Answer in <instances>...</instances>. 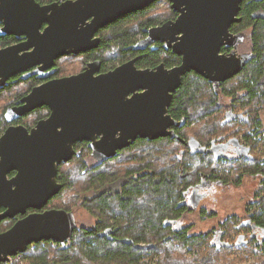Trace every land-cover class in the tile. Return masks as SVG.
I'll return each instance as SVG.
<instances>
[{
  "label": "water",
  "instance_id": "1",
  "mask_svg": "<svg viewBox=\"0 0 264 264\" xmlns=\"http://www.w3.org/2000/svg\"><path fill=\"white\" fill-rule=\"evenodd\" d=\"M157 0H64L41 5L37 0H0V36L26 35L20 45L0 48V88L6 80L32 65H53L55 58L97 47L96 32L130 12ZM244 0H170L178 14L162 25L145 29L147 37L134 49L144 50L159 40L165 49L182 57L180 66L138 69L133 58L114 70L98 75L94 68L37 86L11 108L8 120L40 107L51 109L49 117L28 129L10 127L0 138V222L42 210L62 189L59 166L76 151L77 142L89 141L92 155L102 163L118 155L138 137H179L172 125L182 126L168 112L173 93L183 76L195 71L218 85L242 70L253 56L236 49L244 33H232L240 22ZM47 24L44 30L43 25ZM32 47V50L28 49ZM24 51V52H22ZM232 119L226 114L224 123ZM15 172L12 177L9 174ZM77 222L74 210L50 208L31 212L0 232V264L25 252L29 245L52 240L68 247Z\"/></svg>",
  "mask_w": 264,
  "mask_h": 264
},
{
  "label": "trees",
  "instance_id": "2",
  "mask_svg": "<svg viewBox=\"0 0 264 264\" xmlns=\"http://www.w3.org/2000/svg\"><path fill=\"white\" fill-rule=\"evenodd\" d=\"M156 4L154 2L141 12L111 23L103 33L101 47L89 51L87 58H100L102 65H109V58L106 57L110 53L120 55L121 61L140 53L142 57L138 65L157 63L161 57L159 46L163 50L161 45L142 51L132 48L136 35L143 34V27L165 20L148 15ZM171 13V17L176 16L173 10ZM239 15L242 20L235 23L232 30L252 28L254 55L243 71L226 84L225 94L247 103L253 109V103L257 107L264 97V0H244ZM6 38L0 37V45L5 43ZM109 48L114 50L107 55L108 51L104 50ZM240 90L246 93L242 97ZM177 95L172 112L176 116L187 115L185 130L192 129L191 125L201 118L205 120V125L193 127L190 133L199 135L202 140L213 136L214 130L226 137L232 133V124L222 123L223 108L220 105L219 110L217 98L202 76L186 77ZM215 112L218 115L214 116ZM206 124H213L215 129L210 131ZM178 133L184 135L182 131ZM123 150L106 165L97 166L93 171L86 170L83 175H67L59 170L58 179L63 187L50 199L47 207H54L50 206L52 201L76 182L81 185L77 199L85 190H94L92 197H85L84 202L99 218L92 228L75 229L68 247L62 248L52 240L33 243L25 252L15 256L16 264H229L216 257L218 251L214 246L207 241L204 245L202 235L187 236L184 232H174L170 225L165 224V220L181 215L179 204L186 182L196 178L199 172L209 173L206 169L210 163L208 158L185 154L180 160L177 155L179 140L170 137L152 141L138 139ZM77 159L82 164L81 158ZM78 171L81 172V169ZM216 173L226 181L232 175L225 169ZM108 228L112 233H107ZM51 248L57 254L50 260ZM20 259L25 262L21 263ZM257 260L252 264L262 263L259 258Z\"/></svg>",
  "mask_w": 264,
  "mask_h": 264
},
{
  "label": "flooded vegetation",
  "instance_id": "3",
  "mask_svg": "<svg viewBox=\"0 0 264 264\" xmlns=\"http://www.w3.org/2000/svg\"><path fill=\"white\" fill-rule=\"evenodd\" d=\"M58 1L62 2L64 0H37V2L41 5H50ZM168 3L171 6L172 3L170 0H168ZM147 8L149 7L130 12L121 17L132 15L134 13L136 14ZM171 10H173L172 7ZM177 16L178 14L176 13V16H172L170 18L168 17L161 23L153 26L162 25L167 20L175 19ZM113 22L101 27L96 32L95 37L102 39L104 31L108 29ZM235 23L231 25L230 31L235 34L244 33L245 37L243 42H241L237 47L223 46L221 52L229 53L234 48L241 54L249 53L250 56H253V31L248 34L246 33L247 29L244 28L232 30ZM46 26L47 24H44L42 30H44ZM153 26L143 27L142 37L132 44L133 49L139 41L147 37L148 34L145 29ZM1 27H3L2 23H0V28ZM5 36H7L4 40L5 43L0 45V48L20 45L28 40L26 35H20L17 37L15 34H8ZM248 37L251 46L247 48V50H241V47L245 43V39ZM100 45L101 41H99V45L97 47L92 49L81 51L79 53L63 54L54 59L53 65H32L27 69L10 76L6 80V83L0 88V138L12 126L22 125L31 129L42 119L49 117L51 109L44 105L27 112L19 118H15L13 120H8L7 118L8 110L24 105V99L37 86L89 71L94 68V65L89 64L96 61L101 62V65H98V70L95 72V75L98 76L114 70L115 68L121 66V64L133 58H138L136 61V67L138 69H156V67L162 63L170 69L180 66L182 60L180 55L174 53L172 49H165L164 43L157 40L147 47L155 49V47L161 45L163 49L161 50L159 46L161 57L154 65H138V60L142 57V54L140 53L132 55L130 58L125 59L116 65H102L103 62L100 58H87V53L91 50L99 49L101 47ZM32 49L33 48L30 47L28 51ZM111 50H114V48L105 49L104 51ZM167 56L169 58H166ZM65 58H77L80 65H62V60ZM247 64L244 65L242 70L233 77L221 81L218 85L196 73L194 70L186 73L183 76L182 84L173 93L171 104L168 108L169 114H171L175 120L184 121V124L182 126L172 125L169 127V130H174L179 137L172 138L170 136H165L170 137L171 139L179 140L180 151L177 155L180 160L182 159V156L186 154V156L189 157H207L210 162L209 165L206 166L209 173L205 174L203 172H199L196 178L186 182L185 188L182 192L183 199L179 204V207L182 209L181 215L165 220V224L170 225L174 232H184L187 236L202 235L204 240L203 243L207 241L209 245L214 246L216 251H218L216 257L229 264H252V262L258 261V258L262 261V263L257 262V264H264V97L261 99L262 103L258 104L257 107L255 106V103H253L252 109L249 105H246L247 103H242L241 100H236V98L230 95L228 98V95L225 94L226 84L240 74ZM189 75L202 76L206 80L208 86L211 87L213 94L217 98L216 101L218 102L219 110L221 105L224 111L222 123L224 125L228 123L232 124L231 127L233 128V131L228 137L221 134L218 135V133L214 130L213 136L209 137L207 140H202L199 135L190 133L193 129L187 128L185 130L187 125V115L176 116L172 112L175 98L178 96L177 93L182 87L185 78ZM242 91L243 90H240L242 93L240 94V97L246 94ZM228 112H231L232 119L224 123ZM179 131L184 132V135L180 136V133H178ZM138 139H147L150 141L154 140L145 137H138L134 142ZM129 146L125 148H128ZM75 148L76 151L81 152L74 155L73 158L81 156L83 153H87V156H89L91 161H93L92 158H94V156L92 155V148L89 141H79L75 144ZM123 149L118 151V155L123 153ZM111 159L100 163V166L106 165ZM195 162H197V160ZM95 164H99V162L96 160ZM221 169H225L232 174L230 180L226 181L222 179L218 173H216ZM14 174L15 172L10 173L9 177H12ZM229 198H231V200H229ZM47 205L42 210L30 208L27 210L25 215L31 212L44 211L50 208H61H48ZM0 210L4 211L5 208H1ZM68 210L75 211V218L77 222L76 230L80 227H84L80 224V221L76 216L78 208L72 207ZM25 215L18 214L14 218H6L2 220L0 222V232L11 228L17 220ZM8 221L13 222L12 224L7 225L6 222ZM108 232L112 233L111 228L107 229V233ZM71 242V239H69L66 240L64 244L69 246ZM204 245L207 244L204 243ZM7 263L8 262H5L4 264Z\"/></svg>",
  "mask_w": 264,
  "mask_h": 264
},
{
  "label": "rangeland",
  "instance_id": "4",
  "mask_svg": "<svg viewBox=\"0 0 264 264\" xmlns=\"http://www.w3.org/2000/svg\"><path fill=\"white\" fill-rule=\"evenodd\" d=\"M148 15L156 16L157 19H159V18L160 19L161 18L166 19L168 17L170 18L172 13H171V6L169 5L168 0L157 1L156 6L153 7L152 9H150V12L148 13ZM252 31L253 30L251 27L247 28L246 33L250 34V32H252ZM141 37H142L141 33H138L136 35L137 40H139ZM244 42L245 43L241 47V50H244V49L247 50V48H249L251 46V43L249 41V37L246 38ZM252 46H253V43H252ZM109 52L110 51L106 52L107 55ZM115 54H116L115 52L110 53L109 57H106V58H109L108 59L109 65H116L119 62H121L122 57L118 54L117 55H115ZM65 59L62 60L63 61L62 65H80L79 64L80 62L77 60V58H65ZM227 97L229 98V96H227ZM214 114H215L214 116L218 115V113H216V112ZM205 123L206 122L204 119L202 120L201 118H197V120L191 125V127H192V129H193V127L201 128L202 126L205 125ZM211 125H212V128H211ZM206 126L210 128V131H212L215 127L213 124H206ZM77 158H81L82 164L80 162H78ZM74 159L75 160L73 162H70V163H68V161H67V163H68L67 165H65L66 163H64L65 166L63 165L60 168V170H62V172L66 173L67 175L71 173V174H74V176L75 175L77 176V175H79V173L83 175L86 170L87 171L88 170L93 171L94 168L101 165L100 163L95 164V162H96L95 158H92L93 161H91L90 157L87 156V153H83L80 157H75ZM79 169H81V172L78 171ZM80 188H81V185L76 184V182H75L71 189L68 188L67 190H65L61 194V196L57 197V199L52 201L50 206L67 207V208L68 207L69 208H72V207L76 208L77 207L78 210H77L76 216H77L78 220L80 221V224L86 228H92L96 224V222L99 218V215L96 214L94 211H92L88 205H86V202H84V198L87 197L90 199L93 195L94 190H92V191L90 189H87V191L85 190L80 195L81 198L77 199V194H78V191ZM229 200H231V198H229ZM12 222L13 221H10V222L8 221V222H6V224L10 225V224H12ZM52 247L55 248V246H52ZM54 250L55 249H52V248L49 250L50 260L56 257L57 253ZM26 260H28V259H26ZM19 261L21 263L25 262L24 259H20ZM14 264H16L15 261H14ZM26 264H27V262H26Z\"/></svg>",
  "mask_w": 264,
  "mask_h": 264
},
{
  "label": "built area",
  "instance_id": "5",
  "mask_svg": "<svg viewBox=\"0 0 264 264\" xmlns=\"http://www.w3.org/2000/svg\"><path fill=\"white\" fill-rule=\"evenodd\" d=\"M15 256H12L11 258H10V260L8 261V263L7 264H13L14 263V260H15ZM17 258H20V256H18Z\"/></svg>",
  "mask_w": 264,
  "mask_h": 264
}]
</instances>
